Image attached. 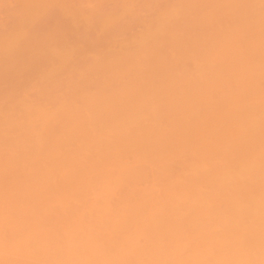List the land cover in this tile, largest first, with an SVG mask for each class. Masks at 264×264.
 <instances>
[{"label":"bare ground","instance_id":"obj_1","mask_svg":"<svg viewBox=\"0 0 264 264\" xmlns=\"http://www.w3.org/2000/svg\"><path fill=\"white\" fill-rule=\"evenodd\" d=\"M0 264H264V0H0Z\"/></svg>","mask_w":264,"mask_h":264}]
</instances>
